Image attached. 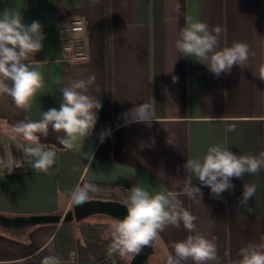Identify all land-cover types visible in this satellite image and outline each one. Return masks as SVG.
<instances>
[{"label":"crops","instance_id":"0c3cea01","mask_svg":"<svg viewBox=\"0 0 264 264\" xmlns=\"http://www.w3.org/2000/svg\"><path fill=\"white\" fill-rule=\"evenodd\" d=\"M5 10L21 13L26 25L38 21L45 39L31 61L39 63L43 76L31 108L16 109L9 96L0 95V160L22 158L21 146L27 144L19 137L10 139L6 129L58 109L60 89L73 81L95 75L88 94L97 96L102 106L91 135L77 136L71 148H63L57 140L63 133L51 128L47 138L41 136V143L57 146L56 162L47 172L27 164L18 170L0 164V214L63 216L73 206L66 190L77 183L95 186L91 198L121 202L127 190L140 186L153 194L176 193L197 216V230L216 238L220 264H232L241 248L261 242L264 169L232 178L234 187L221 198L193 177L202 203L189 199L183 185L187 159L202 158L209 146L219 143L237 154L264 151V80L259 78L264 73V0H0V13ZM74 17L85 22L86 59L69 60L63 50L62 30ZM189 18L210 28L220 25L221 48L245 42L255 55L245 68L234 65L230 74L216 78L204 64L175 49ZM141 103L152 106L156 121L150 126L125 124L123 114ZM231 125L235 131H226ZM105 130L110 135L101 142ZM245 183L257 186L249 209L239 205ZM188 234L183 225L168 226L146 264H161L170 243ZM50 254L60 264H99L114 255L128 264L132 258L86 237L75 220L69 228L62 223L0 226V264H40Z\"/></svg>","mask_w":264,"mask_h":264},{"label":"clouds","instance_id":"9594fccd","mask_svg":"<svg viewBox=\"0 0 264 264\" xmlns=\"http://www.w3.org/2000/svg\"><path fill=\"white\" fill-rule=\"evenodd\" d=\"M22 20L21 13L9 10L0 13V95L9 96L16 109L27 112L38 90L43 87L39 63L33 65L31 61L36 53L43 50L45 37L38 21L26 25ZM223 31L220 25L210 28L207 22L189 18L175 40V49L180 55L204 64L216 78L222 73L230 74L234 65L245 68L249 57L255 53L247 43L239 41L221 48ZM259 78L264 80V73ZM177 79L173 76L174 82ZM95 81V75L73 81L60 89L62 102L58 109L43 111L39 120L23 119L10 125L6 129L10 139L16 141L19 137L27 144L21 146L22 158L12 157L6 162L0 160V164L12 169L23 168L27 164L35 171L47 172L56 162L57 146L41 143L40 138H47L50 128L56 133H63L57 136L63 148H71L77 136H90L96 124L97 110L102 106L97 96L88 94ZM123 116L125 124L146 123L150 126L153 120L156 121L153 108L148 103L134 106ZM226 131H235V125L229 126ZM109 135L110 131L105 130L100 134V141L103 142L105 136ZM184 168L188 173L184 179V194L202 203L203 193L193 183V177L199 184L208 187L214 198H221L222 193L234 187L232 178L255 175L264 169V151L259 155L237 154L217 143L209 146L202 158H188ZM256 188L255 184L243 185L239 200L241 207L249 209L248 201L255 196ZM95 191V186L90 182L77 183L66 190V195L71 205H81L88 202L90 193ZM127 192L122 200L127 214L113 222L111 252L125 257L139 254L144 247L155 249L159 246L160 234L168 226L180 228L183 225L189 234L183 240L170 243L161 264H186L188 261L192 264H220L216 238H209L197 230V216L184 207L176 193L153 194L140 186H133ZM40 264H60V260L50 254L42 257ZM232 264H264V237L258 244L249 243L241 248L239 258L233 260Z\"/></svg>","mask_w":264,"mask_h":264},{"label":"water","instance_id":"95a60500","mask_svg":"<svg viewBox=\"0 0 264 264\" xmlns=\"http://www.w3.org/2000/svg\"><path fill=\"white\" fill-rule=\"evenodd\" d=\"M93 214H105L114 219H123L127 214L126 206L118 200L91 198L81 205H73L71 209L61 215H29V216H6L0 214V226L6 229H22L29 226L46 223H62L64 221L80 222ZM154 249L144 247L142 251L132 256L128 264H146Z\"/></svg>","mask_w":264,"mask_h":264},{"label":"built area","instance_id":"2783aa9c","mask_svg":"<svg viewBox=\"0 0 264 264\" xmlns=\"http://www.w3.org/2000/svg\"><path fill=\"white\" fill-rule=\"evenodd\" d=\"M62 46L66 58L69 60H81L88 58L85 49L83 32L85 31V22L81 17H74L63 27ZM14 168L12 170H18Z\"/></svg>","mask_w":264,"mask_h":264},{"label":"trees","instance_id":"16d2710c","mask_svg":"<svg viewBox=\"0 0 264 264\" xmlns=\"http://www.w3.org/2000/svg\"><path fill=\"white\" fill-rule=\"evenodd\" d=\"M63 227L74 226V221H64L62 222ZM110 227V224L97 222V223H85L80 221V230L82 233L93 240L99 241L104 244L106 247H109L112 243V239L109 236H106L107 231ZM117 254V253H115ZM114 257H116L114 255ZM113 256H109L107 258L102 259L99 264H121V261L116 259L114 260Z\"/></svg>","mask_w":264,"mask_h":264},{"label":"rangeland","instance_id":"374dc122","mask_svg":"<svg viewBox=\"0 0 264 264\" xmlns=\"http://www.w3.org/2000/svg\"><path fill=\"white\" fill-rule=\"evenodd\" d=\"M115 220H117V219H114V218H112V217H110L108 215H105V214H93L91 216H88V217L84 218L85 222L98 221V222H103V223L110 224V227H109V229L107 231L106 236L111 237V239H112V233H113V222Z\"/></svg>","mask_w":264,"mask_h":264}]
</instances>
